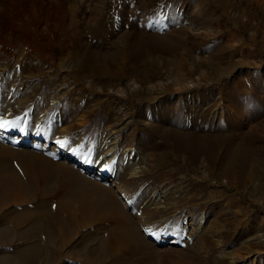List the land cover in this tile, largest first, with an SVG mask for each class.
I'll use <instances>...</instances> for the list:
<instances>
[{"label": "rangeland", "instance_id": "obj_1", "mask_svg": "<svg viewBox=\"0 0 264 264\" xmlns=\"http://www.w3.org/2000/svg\"><path fill=\"white\" fill-rule=\"evenodd\" d=\"M124 1L107 0L92 24L88 0H0V144L9 148L8 162L20 173L28 156L46 158L105 188H122L127 198L116 195L139 225L146 223L140 227L153 245L156 264H264V0H140L129 8L128 20L139 21L142 4L158 18L149 25H162L160 31L141 30L158 36L153 35L154 50H141L142 68L168 59L184 63L183 83L194 88L184 93L155 88L148 101L134 93L141 83L135 86L131 74L95 77L73 62L77 42L96 50L101 45L104 53L128 30L117 24ZM179 36L182 57L167 48ZM164 66L169 68L161 66L154 82L144 85L148 90L169 83ZM165 99L169 108L157 110ZM151 107L156 111L150 109L149 115ZM202 115L221 134L214 159L176 150L162 136L149 135L153 125L167 128L175 119L192 122ZM246 136L256 141L246 147ZM114 138L118 147L111 151ZM231 144L254 153L250 163L261 166L262 178H240L239 163L228 159ZM164 152L169 154L161 160ZM78 161L102 168L105 176L80 171ZM59 172L54 176L66 175ZM152 231L156 236L150 238ZM100 242L74 236L73 246L64 247L70 253L64 263L84 264L88 248ZM88 257L99 260L97 254Z\"/></svg>", "mask_w": 264, "mask_h": 264}, {"label": "bare ground", "instance_id": "obj_2", "mask_svg": "<svg viewBox=\"0 0 264 264\" xmlns=\"http://www.w3.org/2000/svg\"><path fill=\"white\" fill-rule=\"evenodd\" d=\"M88 1L92 4L89 18L93 20L92 24H94L97 18L101 16V13H103L107 0ZM139 1L140 0L124 1L126 9H124V7L119 13L117 24L118 26L121 24L123 27L125 25V27H128V30H123L115 39L111 40V47L105 49L104 53H99V51L102 50L101 45H98V50H96L93 49L92 46H84L82 43L77 42L72 55L74 59L73 62H76V65H79L83 71H87L95 77L109 75L114 72L119 74H131V81L135 86L141 83L139 89H136L134 93H142L145 95L143 99L147 101L152 97L155 88L161 93L171 92V90H175V93H184V91L188 89L193 90L194 88L191 87V85L188 86L185 85L187 83H183L181 71L185 69V65H182L184 63H172L168 61L169 59L163 61L166 66L169 67L166 69L164 66L165 74L170 77L169 83L154 84L149 90L148 86H144L147 83L154 82L156 74L159 72L158 70L165 64L162 62V64L154 63L144 69L142 68L143 64L138 63L140 61L138 57H141V50L143 51V48L154 50L155 41L153 37H158L152 34V31L149 34L150 36H146V34L144 36V32H141L146 26H148L149 29L152 28L151 30L155 29L157 26L149 25L151 24V20L157 16L146 10L142 4L139 3V21L135 23L133 20L127 19V15L132 11V9L129 8H133ZM194 19L195 18H193V20ZM160 30L161 29H158L157 31ZM182 38V36H179L178 39L171 44L173 47L171 45L167 46L169 50H171L170 48H172L173 51L177 49V55L180 57H182L184 53L180 50L182 47ZM54 46L53 44L52 48H54ZM217 49L216 47V50ZM182 50H184V48ZM167 51L168 49H166V52ZM175 53L174 51V54ZM220 54H222V52ZM219 58H221L222 61V56L218 57V59ZM132 96H134V94H132ZM180 99H183L182 96ZM234 99L232 98L233 101H235ZM169 103V99H165L161 101L156 109H160L161 106L165 109V105L167 106ZM215 103V106H217V102ZM236 104L238 103L236 102L235 105ZM194 105H197V102L193 103V106ZM227 106H229V101ZM150 109L156 111L154 107L148 108L149 112L147 111V113H149V115L151 113ZM186 109L188 110L190 108ZM204 119V115L195 118L192 122V119L187 121L175 119L173 125L167 128L163 126V124L153 125L151 126V133L149 135L152 138L162 136L167 146H171L172 144L176 150L183 151L187 149L190 150L194 156L206 153L205 155H207V157L214 159L217 148L219 147L221 134L217 131L218 129H215L214 122L209 124L204 122ZM159 121L163 123V119H159ZM189 122H191V126H188ZM111 133H115V131ZM253 138L252 136L245 137L244 140L247 141L245 142L246 147L251 145L250 143L256 141ZM259 138L258 136L256 139ZM262 138H264V134L260 139ZM112 141L113 140H111V142ZM110 145V150H115L118 147L117 139ZM233 145L231 144L228 146V159L232 164L239 163L240 178L250 181L255 177H261L262 171L260 172L261 168L259 169L261 166L258 167L256 162L255 165H251L250 163L255 159L254 153L249 150V148L248 151L245 150L244 146L241 148V144V146L234 147ZM110 150L108 154L111 152ZM65 153L67 155L70 154L69 151H65ZM133 154V152L130 153V157H135ZM168 154V152L160 154V159L162 160ZM8 156L9 148L0 144V264H65L64 259L66 257L69 258L70 253L65 251L64 247H66L68 243L73 246V238L76 235H79L81 239L86 237L87 240L92 238L95 240L98 239L99 242L101 241V244H98L99 246L87 247L90 253L89 255L94 256V254H97L99 260H93L87 255L84 258V264H99L100 262L98 261H104L106 259L109 260L108 264H156L157 257L153 245L147 240L141 229L146 223H141L140 227L139 223H137L138 221L136 222L135 220L137 217L133 216V212H130L122 204L118 195H116V193L120 192L122 194L121 196L127 198L122 188L115 184V186L112 185L109 189L105 188L100 182L90 180L86 174L80 172L70 173L67 165L61 163L56 165L52 161L41 157L36 159L28 156L25 162L20 164L21 167L18 169L23 172L18 173L11 167L10 162H8ZM74 157L75 156H73V158ZM226 157L227 156H225V158ZM77 164L79 165L80 171L83 169H86L87 172L95 170V168L90 169L87 164L81 161H78ZM56 170L66 173L67 176L61 175L57 178V176H54V171ZM136 170L133 175L134 177H137L140 172ZM95 171L99 177L105 176V173L102 172V168L96 169ZM79 181L80 183H77ZM128 184L130 185V183ZM127 201L130 202L129 200ZM141 215L142 214H140V216ZM101 225L104 227L103 232L98 231H102ZM93 229L94 231H92ZM155 236V232L152 231L150 233V238ZM19 239H23V241H17L19 244H23V246L21 248L18 247V250L15 251V246L19 245L16 244V240ZM7 246H9V249H6ZM169 257V255H166L165 259L168 260Z\"/></svg>", "mask_w": 264, "mask_h": 264}, {"label": "crops", "instance_id": "obj_3", "mask_svg": "<svg viewBox=\"0 0 264 264\" xmlns=\"http://www.w3.org/2000/svg\"><path fill=\"white\" fill-rule=\"evenodd\" d=\"M159 17V16H158ZM162 17H159V19ZM164 18L160 19L161 23H163L164 25H167L168 23H165L164 21H162ZM160 27H162V25H157L156 28L161 29Z\"/></svg>", "mask_w": 264, "mask_h": 264}, {"label": "snow or ice", "instance_id": "obj_4", "mask_svg": "<svg viewBox=\"0 0 264 264\" xmlns=\"http://www.w3.org/2000/svg\"><path fill=\"white\" fill-rule=\"evenodd\" d=\"M3 125L2 124H0V127H2Z\"/></svg>", "mask_w": 264, "mask_h": 264}]
</instances>
